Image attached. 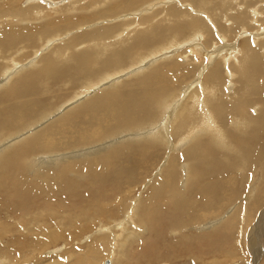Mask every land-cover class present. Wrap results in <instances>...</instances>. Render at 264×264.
<instances>
[{"label":"rangeland","instance_id":"rangeland-1","mask_svg":"<svg viewBox=\"0 0 264 264\" xmlns=\"http://www.w3.org/2000/svg\"><path fill=\"white\" fill-rule=\"evenodd\" d=\"M45 1L48 2L49 6L57 4L52 7L56 9L50 10L48 6V8L43 6L44 8L41 10H43L44 15L38 18V16L32 15L34 8L39 6V0H17L14 3L8 0H0V39L1 34L9 31L5 30L8 25L21 24L22 30L16 32L24 36L28 35L31 27L41 30L42 26L50 21L59 23L56 28H63V30L55 28L49 33L46 32L48 36L44 38L41 34L39 37H32L30 41L25 40L27 46L24 45L23 40H20L15 45L17 48L12 51V47L8 50V53H3L1 56L3 59L16 57L21 59L20 65L27 64L23 68L24 70L22 69L23 73L21 72L20 78L29 79V82H24V85L14 94L21 98L31 94V90L28 89L34 76L31 70L37 71L41 67L42 61L44 63L51 62L54 69L60 70L63 75L70 74L68 78L61 77L57 79L56 77L46 81L45 92L38 93L35 96L33 102L38 104L40 109L34 112V118L28 120L32 125L28 126L25 123L22 126L21 129H24L25 132H23L26 133V137L28 132L41 131L46 124L49 126L57 122L60 119L58 116H65L67 113L72 114L79 109L81 111L84 108L92 107L94 101L101 100L99 99V93L106 92L105 90L121 94H128L133 91L132 94L136 95L129 102L128 108L117 115L118 120H123L122 126L119 129H108V131L103 132L100 136L103 143H100L101 140L97 137L90 145L101 147L104 142H111L109 145L107 144V149L104 151L95 148L98 158L96 154H92L93 156L89 154L88 156L91 158L89 160L73 159L74 161H72L67 158L66 162L62 160L60 167L54 169L55 171L52 169L44 170V173L49 174L63 173L62 169L70 163V165L85 163L88 167L90 163L101 161L102 156L100 154L106 157L107 154L105 153H108L110 155L107 156L110 157L111 161L109 163L112 164L110 168H113L114 171L111 170L110 173L107 170L108 175H104L101 174L102 169L98 170L99 168L93 166L97 163L92 165L95 168L94 171L103 177L104 186L98 178H95L96 175H93L90 169H87L86 172L82 171L84 168L76 173L74 171L71 173L70 170L66 172L67 174L65 173L67 182L71 184L74 181L72 185L75 186V191H64L63 193L61 191L53 192L49 186L45 185L46 182L34 180L33 178L36 175L34 168L31 170L25 169V178L32 179V185L42 184L43 190L40 192V197L38 195L27 197L24 201L18 200L17 193L11 190V186L0 183V234H2L0 264H46L47 262V264H57L56 259L59 257H64L63 262L60 264H264V151L259 156L256 164L250 163L249 166H246L238 158L237 153L225 155L223 151L214 148L210 144V140L216 137L212 135H209V137L202 134L200 137L199 135L198 137L189 135V138L184 139L192 128V132H195L196 128L203 123L205 116L208 115L207 111L200 112L197 110L198 107H195L196 110L193 109V112L197 111L195 119L193 118L194 121H188L180 131L177 128V123L175 121L173 123L174 114L179 109L175 108L174 105L183 99L187 90L185 88L201 78L207 82V86L211 90L216 88L217 84L221 94L220 96L217 93L212 94L215 101L214 107L220 106L226 111L232 110L228 112L227 121L224 125L219 121L217 123V120H215L217 137L218 131L222 132L221 126L226 133L225 137L229 149L243 152L244 156H248V163L251 155L257 157L255 153L260 151V145L255 148L254 153L252 152L253 147L257 144L256 140L262 139L264 141V133L261 131L258 133V130H261L259 125L251 123V128L249 127V130L246 131L234 129L232 124L240 119L242 115L238 110L240 102L243 104L245 102L244 105L248 114L255 115L263 110L264 0H128L130 5L137 4V6L127 10L117 6L119 1L125 0H43L46 4ZM22 10H27L26 15L32 18L19 20V14H22ZM194 26H196V31L193 29ZM253 34L258 35L254 37ZM144 36V43L139 44ZM190 41L194 43V47H198L205 52L212 51L217 46L225 47L220 53V58H215L213 52L209 51L208 61V58L201 59L200 54L196 53V57H194L189 52L191 51ZM5 42L3 40V43ZM176 42L179 46L176 45L168 51L165 50L167 46L169 48L170 43L173 45ZM163 45L165 48L159 50L154 56L151 55L155 48L163 47ZM229 45L231 47L236 46L237 49L229 50ZM24 46L25 51L21 49ZM238 50H241V52ZM229 52L236 53L235 55H238V58L232 59L230 57V59H226L230 54ZM83 54L93 55L90 63L78 60V57ZM43 57L47 59L43 60ZM242 57L258 61V63H245L248 66H253H249L252 74L247 78L248 84L244 87L242 83L245 82V79L238 77L237 73L234 72V68H232L238 65L235 63ZM208 62L210 65L205 72L204 67ZM4 63H7V60L1 61L0 65L6 66ZM165 63L172 65L177 63L179 72L174 79L177 82L175 85L169 83L166 91L162 90L160 94L155 95V98L156 96L159 98L158 105L159 102L163 103L167 99L168 102L164 103L167 107L163 110V107L157 109L158 105L155 100L151 102L145 98V102L142 98L147 95L146 92L151 87L153 90V85L159 80V75H154V70L164 69L163 64ZM76 67H78L76 73L70 71V69ZM5 69L7 70L6 67L3 70L0 69L3 71V73H0V82L5 81L3 77ZM80 72L85 73L80 74ZM171 73L166 72L167 77L174 75V73ZM207 73L209 74L203 78L202 75ZM211 73L217 76L213 77V75H210ZM229 73H234V77H229ZM89 74L95 76L90 77ZM163 74H165V71ZM38 75L41 76V74ZM107 75H110V77L107 78ZM153 76L154 78H151ZM212 77L215 78L216 84ZM102 78L104 79L103 82H99L98 80ZM17 79L18 77L13 78L12 82ZM218 80L220 84H218ZM230 81H233L235 86L229 92L226 89L230 86ZM85 88H88V90ZM246 90L247 94H244ZM140 93H144V95ZM91 95L93 96L90 98ZM87 98L90 100H86ZM92 99L95 100L91 101ZM12 100L13 98L8 93L6 94L5 91L0 90V101L2 103ZM167 103H170V107ZM145 104L148 106L145 107ZM12 105H8L7 109ZM1 109L2 113L6 110L4 106ZM171 113L173 114L169 116ZM160 118L162 119L160 120ZM43 119L44 121H42ZM164 119H167L168 123H164ZM152 128L158 130L160 128L161 132H165L170 137L168 146L162 145V142L158 139H155L156 141L151 139L152 143L150 142L148 147L154 150L147 153L142 151L145 148L146 139H143L139 144L133 143L131 145L133 138H128V135L140 137L147 131L152 132ZM174 132L177 133L176 140ZM178 132L181 133L178 134ZM20 134L21 132L13 135L12 138L18 136L21 138L23 135L20 136ZM118 137L126 142H118ZM8 139L10 138L3 137L0 142H5ZM182 141H184V146L181 147L182 150L176 151L180 149L178 143ZM86 144V142H80L81 146H77L78 148L75 149L76 146L71 147L68 151H58V154L67 157L64 155L65 153L69 154L83 148L86 149L83 146ZM88 146H86L87 149ZM203 146H205L206 153L211 154V166H215L225 175L230 173L237 179L236 186L225 185L227 189L232 190V194L221 192L220 196L217 197L219 202L215 201V205L207 206V208L201 206V201H199V207L192 206V202L197 199L193 195L196 185L201 184L203 180L208 178L206 172H202L201 166L198 165L201 158V147ZM118 150L122 152L119 153ZM59 152H62V154ZM188 153H192L193 156H187ZM112 154L116 155L113 156ZM183 154H185V157L180 158V161H173L174 156L180 157ZM40 155L38 154L36 157ZM45 155L47 156L49 153ZM139 158L143 160H139ZM118 161L127 168V175L135 174L137 176V184L134 186L135 188L133 187L132 194L128 195L130 201L126 200L127 194L125 192L116 193L115 190L111 191L109 188L113 184L122 183L123 174L114 166L115 163L118 164ZM13 164L14 167L18 165L17 162ZM190 167L194 169V172L192 173L193 178L188 180V178H184L187 173L179 174L178 168ZM173 170L176 172L177 177L176 179L175 177L172 178L171 181L175 185L170 191L162 188L160 195L152 201V209L149 210L146 205L148 204L147 196L150 189L161 181L168 180ZM212 172L214 176H219L218 170H212ZM86 177L90 178V181ZM87 185L89 187L94 185V188H89ZM79 187L80 190L77 189ZM177 191L178 195L182 196L181 204L184 207V210L178 215L171 212L174 209L171 201L176 200ZM81 194H84V196ZM185 201L187 204L183 205ZM200 207H202V210ZM100 211L104 212L99 214ZM236 212L239 213V218L235 222L233 218L236 216ZM181 219L182 221H180ZM181 223H185L186 228L181 226L182 229H180L179 224ZM85 226L93 229L86 231ZM50 228L61 233L79 228L83 232V238L78 237V239L66 244L65 237L63 236L58 240L60 238L58 236L55 244L44 249L45 255L38 259H34L32 255L23 258L21 251H24L23 244L25 242L17 238L31 239L32 236V238L37 239V234L44 230L48 231ZM104 234L107 235L103 236ZM110 236L115 237V240H112V237L109 239ZM100 237L107 239L106 244L100 246V253L87 254L84 249L94 244ZM9 239H11L10 244H8Z\"/></svg>","mask_w":264,"mask_h":264},{"label":"bare ground","instance_id":"bare-ground-1","mask_svg":"<svg viewBox=\"0 0 264 264\" xmlns=\"http://www.w3.org/2000/svg\"><path fill=\"white\" fill-rule=\"evenodd\" d=\"M11 1V3L16 2L17 0H8ZM39 6L38 8L35 7L33 10V15L32 16H38V18H40L42 15H44L43 10H41L42 8H44L43 6H45V8H48L50 10H55L56 8H52L57 4H54L53 6H49L48 2H46V4L43 2V0H39ZM75 3V2H74ZM42 4V5H40ZM48 6V7H47ZM117 6H120L121 8L124 9H133L134 7L137 6V4L134 5H130L128 0L122 1L117 4ZM110 10V9H109ZM146 10V9H145ZM227 12V11H226ZM27 14V10H22V14H19V20H29L32 17ZM257 15V14H256ZM255 15V16H256ZM14 17L16 18V16L14 15ZM227 17V16H226ZM46 18V16H45ZM119 18V17H118ZM45 21H47L45 19ZM50 21V20H49ZM238 21V20H237ZM227 22V21H226ZM59 25V23H53V22H49L46 25L42 26L41 30H37L34 27H31L29 29V33L27 36H24L16 31H20L22 30V25L21 24H14V25H8L7 29L5 30H9L7 32H4L3 34H1V39H0V60L1 61H6L7 63L6 66H3L2 64L0 65V69L3 70L5 67L7 68V70L5 69L3 77L5 78V81L0 82V90L2 89L3 91H5V93L9 94L13 100L12 101H6L5 103H2L0 101V109L2 106H4L6 108V110L2 113V109L0 110V139H2L3 137L5 138H10L7 141H3L2 143L0 142V183H3L5 186H11V190H13V192L17 193V197L18 200L20 199L21 201H24L27 197H34L36 195H38L39 197L40 192L43 190V185L42 184H34L32 185V179H26L24 176V173H26L25 169L31 170L32 168H34L36 171V175L33 178L34 180H38V181H42L43 183L46 182V186H49L50 189L54 191H61V193H63L64 191H69V192H73L75 191V186L72 185L69 182H67L68 180L65 178V173L67 171L70 170V172L72 173V171L79 172L80 169L84 168L82 171H85L87 169H90L93 172V175H96L95 178H98L99 181L103 184L104 186V181H103V177L100 176L99 174H97L94 169L95 168H99L98 170H101L102 173L104 175H108L107 172L109 171H114V169L110 168V165H112L111 163H109L110 161V157H108L107 155H110L108 153L106 157L102 156L101 161L98 162H93L90 163L87 167V165L84 164H76V165H70L68 164L66 167H64L62 169L63 173H53V174H49V173H44V170H53L56 168H59L62 160L63 162L67 159L70 158V160L74 161L73 159H81V160H89L91 158H89V154H96L95 152V148L100 149V151H104L106 150V146L107 144L109 145V143L111 142H107L104 144H102L101 147H92L90 146L92 144V142H94L97 137L102 136V133L105 131H108V129H119L122 126L123 120L121 119L118 120L117 115L123 110L125 111L128 108L129 102L134 98V95L136 94H132L128 93V94H121L118 92H109L108 90H105L106 92L103 93H99L100 97L99 99H101L100 101H94L95 99H92L91 101L93 102V106L90 108H84L81 111H77L75 113L69 114L67 113L65 116H58L57 122L53 123L52 125H45L43 126V128L41 129V131H32V133L28 132V135L26 137V133L24 134V129H21L22 126L26 123L28 126L32 125V123L28 122V120H30L35 114V111H38L39 105L34 103V98L35 96L38 95V93H44L46 90V81H49L50 79H55L57 77V79L62 78H68V76L70 75H66V74H61L60 70H55L53 67V64L50 62H45L42 61V65L41 67L37 70L34 71L33 69L31 70L32 73H34L33 79L31 82V85L29 86L28 89L31 90V94L28 96H24L23 98L14 95L18 89H20L21 86L24 85V82H29V79L25 80V79H21L20 76L23 73L22 71L24 70L23 68L26 67V65H20V61L21 59H17L16 57L14 58H8V59H3L2 54L3 53H8V50L12 47V51L17 48L15 45L16 43H18L20 40H23L24 45H26L25 40L30 41V39L32 37H36V36H40L41 34H43V38L48 36L47 33H49L50 31H52L53 29H55L57 26ZM67 25V24H66ZM261 25V24H260ZM255 27V26H254ZM196 26L193 27V29L195 30ZM222 28V27H221ZM258 28V27H257ZM59 30H63V28H56ZM220 29V28H219ZM223 30V28H222ZM196 31V30H195ZM224 31V30H223ZM221 31V32H223ZM262 31V30H261ZM47 32V33H46ZM224 33V32H223ZM218 34V33H217ZM260 34V33H259ZM254 35V34H253ZM258 35V34H256ZM254 35V37L256 36ZM121 36V35H120ZM146 36V35H145ZM145 36L141 39V41L139 42V44H143V40H145ZM249 36V35H248ZM251 36V35H250ZM54 37V34H53ZM258 37V36H257ZM263 37V36H262ZM54 39V38H53ZM3 40H5L6 42L3 43ZM258 40V39H257ZM175 41V40H174ZM183 41V40H182ZM185 41V40H184ZM183 41V42H184ZM160 43V42H159ZM169 43V42H168ZM177 43V42H176ZM171 44L169 48H165V46L163 45V47H157L154 49V51L152 52V56H154L159 50H161L162 48H165V50L168 51V49L170 48H174L176 45L179 46V44ZM189 47H191V51H189L192 55H194V57H196V53L200 54L201 59L203 58H208V53L209 51L205 52L202 49H199L198 47H194V43L193 42H189ZM185 44V43H184ZM237 44V43H236ZM235 44V45H236ZM160 45V44H159ZM232 45V44H231ZM25 46L23 48H21L22 50L24 49L25 51ZM182 46V44L180 45V47ZM238 46V44H237ZM251 46V45H250ZM258 46V45H257ZM225 46H217L215 47L211 52H213V55H215V58L219 57L220 58V53L222 52V50H224ZM260 47V46H259ZM258 47V48H259ZM262 47V46H261ZM229 50H236L237 47L236 46H230L229 45ZM21 50V51H22ZM207 50V49H206ZM5 51V52H3ZM201 51V52H200ZM239 52H241V50H238ZM254 54V50L252 51ZM257 52V51H256ZM12 53V52H11ZM20 53V52H19ZM165 53V52H164ZM228 54V58L226 59H230V57L232 59H237L238 55H235L236 53H231ZM11 55V54H9ZM21 55V53H20ZM150 55V56H151ZM17 56V55H16ZM160 56V55H159ZM165 56V55H164ZM259 56V55H257ZM93 55L92 54H83L81 56L78 57V60L81 62H85V63H90L92 60ZM166 57V56H165ZM224 57V55L222 56V58ZM140 58V57H139ZM250 58V57H249ZM47 58L43 57V60H45ZM153 59V58H152ZM185 60V58H183ZM182 59V60H183ZM225 59V60H226ZM33 60V59H32ZM31 60V62H33ZM141 60V59H140ZM161 60V59H159ZM205 60V59H204ZM203 60V61H204ZM0 61V63H1ZM49 61V60H48ZM137 61V59H136ZM150 61V60H149ZM153 61V60H152ZM180 61V60H179ZM209 61V58H208ZM135 62V61H134ZM182 62V61H181ZM201 62V61H200ZM258 63V61L256 60H251V59H247L246 57H242L241 59H238L237 62L235 64H238L237 66H233L232 68H234V72L237 73L238 77L245 79V82L242 83V86L244 87L246 84H248V79L249 76L252 74L251 73V68L249 66H253V65H247L245 63ZM30 63V62H29ZM163 63V62H162ZM178 63V62H177ZM177 63L172 64H163L164 69L158 71V70H154V75H159V80L158 82L153 85L154 88L152 90V87L149 89L146 96H143L144 98H142L143 100L146 98V100L151 101L155 100V102H157L158 105V95L163 91H166V87L168 86V84L170 83V85H175L177 82L174 80L176 77V74L179 72V65ZM32 64V63H31ZM137 64V63H136ZM180 64V63H179ZM261 64V63H260ZM11 65V67L9 68V66ZM37 65V64H36ZM39 65V66H40ZM205 65V64H204ZM210 63L208 62L205 67L204 70L206 72V69L209 67ZM139 67V66H138ZM182 68V67H181ZM23 69V70H22ZM0 70V73H3V71ZM14 72H13V71ZM29 70V71H30ZM70 71H72L73 73H76L78 71V67L76 68H72L70 69ZM134 71V70H133ZM136 71V70H135ZM158 71V72H157ZM165 71V74H163ZM22 72V73H21ZM71 72V73H72ZM132 72V71H131ZM166 72H172L174 73L173 76H169L167 77ZM204 72V73H205ZM81 73H85V72H80ZM171 73V74H172ZM203 73V72H202ZM216 73V72H215ZM38 74H41V76H39ZM130 74V73H129ZM209 73H207L206 75H202L203 78L205 76H207ZM10 75V77H9ZM87 75V74H86ZM90 75V74H89ZM211 76L213 75V77L217 76L214 75V73L210 74ZM88 76V75H87ZM93 75H90V77ZM95 76V75H94ZM93 76V77H94ZM108 76V75H107ZM228 76V75H226ZM17 80L13 81V78H17ZM110 75L107 77L109 78ZM212 77V78H213ZM229 77L233 78L234 77V73L231 74L229 73ZM106 78V77H105ZM106 78V79H107ZM151 78H154L151 77ZM171 78V80H170ZM257 78V77H256ZM71 79V78H70ZM114 79V78H113ZM258 79V78H257ZM103 78L99 79V82H103ZM117 80V79H116ZM149 80V79H148ZM97 81V82H98ZM202 81V82H201ZM214 83L216 84L215 78H213ZM96 82V83H97ZM98 82V83H99ZM218 84H220V81L218 80ZM91 85V84H90ZM89 85V86H90ZM151 85V86H152ZM229 87H227L226 91L228 90L230 92V89L235 86L233 81H230L229 83ZM88 86V87H89ZM213 86V85H212ZM218 85L216 84V88H213L212 90L210 89L209 86H207V82L204 81L202 78L199 81L194 82L192 85L188 86L187 88H185V94L183 99L179 100L178 103H175L174 107L175 108H179L176 113L174 114V119H173V123L175 121V123H177V128L180 131L186 124L188 121H194L193 118L195 119V114L197 115V111L193 112L195 109V107L197 110H199L200 112L203 111H207V114L204 118V121L202 124L199 125L198 128H196L195 132H192L193 128L191 129V132L189 134L188 132V137L185 136L184 139L189 138V135L194 137L195 135L198 137L201 136V134L205 137H209V135H212L216 138H213L210 140V144L214 147L217 148L218 150H221L224 152L225 155H230V154H236L238 155V158L240 160H242V162L244 163V165L249 166L250 163L251 164H256L259 156L261 154H263L264 151V141L262 139H257V144L256 146L253 147L252 152L254 153L255 148L257 146H259L261 149L259 152H256V155H251L250 156V162L248 163V156H244L243 152H239V151H233L231 149H229V145L226 141V133L223 130V128L220 126L222 132L218 131V137H217V133H216V121L217 123L219 121V123L221 124H225L227 121V115L228 112L231 111H226L223 107L218 106L217 108L214 107V97H213V93H217L218 96H220L221 91L219 90V88L217 87ZM257 87V86H256ZM190 88V89H189ZM88 90V88H85ZM174 89V87H173ZM142 90V89H141ZM42 91V92H41ZM83 91V90H82ZM139 91V90H138ZM145 91V90H144ZM174 91V90H173ZM215 91V92H214ZM81 92V91H80ZM177 92V91H176ZM202 92V93H201ZM90 93V92H89ZM135 93V92H134ZM138 93V92H137ZM142 94V93H140ZM244 94H247V90L244 92ZM89 95V94H87ZM144 95V93L142 94ZM182 95V94H181ZM229 95V94H228ZM93 95L90 96V98ZM179 96V95H178ZM183 96V95H182ZM230 96V95H229ZM137 97V96H136ZM155 98V99H154ZM161 98V97H160ZM166 98V97H165ZM176 98V97H175ZM89 98H87L86 100H88ZM169 99V98H168ZM263 99V97H262ZM90 100V99H89ZM164 101V99H162ZM160 100V101H162ZM170 100V99H169ZM221 100V99H220ZM145 101V100H144ZM167 101V99H166ZM165 101V102H166ZM223 101V100H222ZM231 101H232V96H231ZM262 104H263V110H261L258 114L255 115H251L248 114L246 112V107H245V102L243 103H239V107L238 110L239 112L242 114L240 119H238L233 125L234 129H243V130H249V127L251 128V123H256L259 125L261 130H258V133L261 131L264 133V100H262ZM146 102V101H145ZM165 102L161 103L159 102L158 108L157 109H161V107H163V110L166 109V104H164ZM168 102V101H167ZM88 103V102H87ZM86 103V104H87ZM143 103V102H142ZM149 103V102H148ZM161 103V104H160ZM225 103V102H224ZM13 104L12 106H10L8 109V105ZM144 104V103H143ZM168 104V103H167ZM170 104V103H169ZM168 104V105H169ZM82 105V104H81ZM155 105V104H153ZM172 105V104H171ZM89 106V105H88ZM148 106L145 104V107ZM153 107V106H152ZM170 107V105H169ZM173 107V106H172ZM173 107V108H174ZM143 108V107H142ZM216 108V109H215ZM170 109V108H169ZM172 109V108H171ZM195 109V110H196ZM257 109V108H256ZM142 110V109H141ZM140 110V112H141ZM175 110V109H174ZM169 112V110H167ZM68 112V111H66ZM147 112V111H145ZM238 112V113H239ZM170 113V112H169ZM239 113V114H240ZM145 114V113H144ZM160 114V113H159ZM164 114V113H163ZM168 114V113H167ZM173 113L169 114L172 115ZM216 114V117H215ZM55 115V114H54ZM61 115V114H60ZM162 115V114H161ZM204 115V113H203ZM54 117V116H53ZM173 117V116H172ZM231 117V116H229ZM34 118V117H33ZM46 118V117H45ZM50 118V117H49ZM57 118V117H56ZM168 118V117H167ZM162 118H160L161 120ZM47 120V119H46ZM157 120V119H156ZM159 120V119H158ZM172 120V119H171ZM44 121V119L42 120ZM51 121V120H50ZM155 121V120H154ZM29 124H28V123ZM36 122V121H35ZM83 122H85V124H83ZM163 122L168 123L167 119H164ZM228 122H229V118H228ZM34 123V122H33ZM41 123V122H40ZM39 123V124H40ZM48 123V122H47ZM149 124V122H147ZM172 123V122H171ZM143 125V124H142ZM42 126V125H41ZM148 126V125H147ZM150 126H152L150 124ZM149 126V127H150ZM173 126V125H172ZM37 127V125H36ZM105 127V128H103ZM146 127V126H144ZM157 127V126H156ZM39 128V127H38ZM151 128V127H150ZM171 128V127H170ZM21 129V130H20ZM32 129V128H31ZM30 129V130H31ZM105 129V130H104ZM176 129V127H175ZM189 129V128H188ZM256 129V128H255ZM130 130V129H129ZM171 130V129H170ZM190 130V129H189ZM24 131V132H23ZM172 131V130H171ZM20 134L23 135L21 138L18 137H13V135L15 134ZM146 132V131H145ZM251 132V131H250ZM117 133V132H116ZM143 133V132H142ZM181 132H178V134ZM30 134V135H29ZM119 134V133H118ZM169 134V133H168ZM173 134V133H172ZM175 140L176 138V134L175 133ZM128 135V134H127ZM25 136V137H24ZM124 136V135H123ZM171 136V135H169ZM179 136V135H178ZM181 136V134H180ZM115 137V136H114ZM127 137V136H126ZM125 137V138H126ZM254 137V135H253ZM119 138V137H118ZM128 138H133L132 139V143H137L139 144L140 142L143 141V139H146V145L145 148L142 150L143 152H150L153 151L154 149L149 146V143L152 140H160L162 142V145H167L170 142V137H168L165 132H161L160 128L159 130L157 128H152V132H146L143 133L142 136H137V135H128ZM241 138V137H240ZM98 139V140H99ZM182 139V138H181ZM101 140V139H100ZM99 140V141H100ZM103 140V139H102ZM102 140L100 141V143H103ZM108 140V139H107ZM106 140V141H107ZM117 141V139H115ZM155 140V141H156ZM105 141V140H104ZM126 142L125 140H123L122 138H119L118 142ZM130 141V140H129ZM186 141V140H184ZM184 141H182L181 143L179 142L178 145L180 146V149L178 150H182L181 147L184 146ZM255 141V142H256ZM80 142H86L85 146L86 149H81L78 150L77 152H70L69 154H65L67 157L65 156H61L58 154V151H62V150H69V148L71 147H75L78 148L77 146H81ZM96 143V142H95ZM115 143V142H114ZM154 143V142H153ZM263 143V145H262ZM117 144V143H116ZM124 144V143H123ZM87 145L88 149H87ZM112 145V144H110ZM118 145V144H117ZM120 145V143H119ZM130 145V144H129ZM130 145V146H131ZM142 145V144H141ZM161 145V146H162ZM98 146V145H97ZM100 146V145H99ZM116 146V145H115ZM168 146V145H167ZM241 146V144H240ZM113 147V146H112ZM123 147V146H122ZM127 147V145H126ZM172 147V146H170ZM81 148V147H80ZM109 148V147H108ZM119 149V148H118ZM114 150V149H111ZM66 151V152H67ZM99 151V150H98ZM110 151V150H109ZM115 151H117L115 149ZM134 151V150H133ZM168 151V150H166ZM175 151V152H176ZM119 152V150H118ZM122 152V151H121ZM119 152V153H121ZM135 152V151H134ZM49 155H45L48 154ZM60 154H62V152H59ZM103 153V152H102ZM115 153V152H113ZM133 153V152H131ZM41 154L40 156L36 157V155ZM123 154V153H122ZM168 154V153H167ZM35 155V157H34ZM113 155V154H112ZM116 155V154H115ZM113 155V156H115ZM119 155V154H118ZM117 155V156H118ZM127 155V154H126ZM136 155V154H135ZM93 156V155H92ZM128 156V155H127ZM187 156L192 157L193 154L192 153H188ZM97 157V154H96ZM99 157V156H98ZM97 157V158H98ZM120 157V156H119ZM134 157V156H133ZM185 154L179 156H174L173 161L177 160L180 161V158H184ZM95 158V157H94ZM118 158V157H117ZM127 158V157H125ZM119 159V158H118ZM135 160V158H133ZM142 158H139V160ZM211 154L210 153H206V149L205 146L201 147V158L199 159L198 165L201 166L202 172H206L208 178L206 180H203L201 182V184L196 185L195 190H194V196L197 198L192 202V206L193 207H199L200 203L199 201H201V206H212L213 204L215 205V201L219 202L217 200V197L220 196V193H225V194H232V190L227 189L225 185H230L232 187L237 185V179L236 177H234V175H231L230 173H228L227 175L223 174L220 172L219 169H216L215 166H211ZM114 160V159H113ZM116 160V159H115ZM123 160V159H122ZM143 160V159H142ZM71 161V162H72ZM80 161V160H79ZM91 161V160H90ZM132 161V160H130ZM17 162L18 165L16 167H14L13 163ZM66 162V161H65ZM70 162V161H69ZM83 162V161H82ZM111 162V161H110ZM121 162V161H120ZM124 162V161H123ZM144 162H150V161H144ZM177 162H172V163H177ZM97 163V164H96ZM127 163V162H126ZM129 163V162H128ZM131 163V162H130ZM96 164V165H93ZM249 164V165H248ZM64 165V164H63ZM95 167H93V166ZM123 174L122 176V183L120 184H113L111 186H109L110 190H115L116 193L119 192H125L127 194V199L128 200V195L132 194L133 192V187L137 184L136 180H137V176L134 175H127V168L125 167L124 164H120L118 161V164L115 163V165ZM161 166V165H160ZM163 166V165H162ZM165 166V165H164ZM227 166H229L227 164ZM62 167V166H61ZM87 167V168H86ZM134 167V166H133ZM137 169V168H136ZM59 170V169H58ZM108 170V171H107ZM212 170H218L219 172V176H214V173L212 172ZM241 171V169H239ZM57 171V170H56ZM104 171V172H103ZM119 171V172H120ZM148 171V170H147ZM179 174H186L184 176V178H188L192 179V173L194 172V169L192 167L190 168H178ZM245 171V170H244ZM34 172V173H35ZM59 172V171H57ZM99 172V171H97ZM117 172V173H119ZM33 173V174H34ZM74 173V174H75ZM111 173V172H110ZM109 173V174H110ZM115 173V172H114ZM172 174L169 175L168 180H163L160 183H158L156 186H153L150 191L149 194L147 196V200H148V204L146 205V208L149 207V210L152 209V205H153V200L155 198H157L160 193L162 192V188L164 189H168L169 191L172 190V187L175 185L171 179L175 177L176 179V172L173 170L171 171ZM67 174V173H66ZM89 174H91L89 172ZM120 174V173H119ZM240 174V173H239ZM238 174V175H239ZM242 174V173H241ZM81 175V174H80ZM75 176V175H74ZM113 176V175H112ZM120 176V175H119ZM158 176V175H157ZM68 177H69V173H68ZM76 177V176H75ZM111 177V176H108ZM87 178V177H86ZM118 178V177H117ZM71 179V178H70ZM88 180L90 178H87ZM110 179V178H109ZM152 179V178H151ZM76 180V179H75ZM85 180V179H84ZM92 180V178H91ZM94 180V178H93ZM96 180V179H95ZM108 180V178H107ZM154 180V179H153ZM82 181V180H81ZM90 181V180H89ZM86 182V181H85ZM96 182V181H95ZM88 183V182H87ZM98 183V182H97ZM173 183V184H172ZM181 183V182H180ZM78 184H79V180H78ZM84 184V182H83ZM82 184V185H83ZM90 185V183H88ZM150 184V183H149ZM183 184V182H182ZM181 184V185H182ZM185 184V182H184ZM198 184V183H197ZM89 185H87L89 187ZM100 185V184H97ZM96 185V186H97ZM194 185V184H193ZM239 185V184H238ZM81 186V185H80ZM86 186V187H87ZM94 186V185H93ZM90 186V187H93ZM82 187V186H81ZM84 187V185H83ZM85 187V188H86ZM89 187V188H90ZM238 187V186H237ZM94 188V187H93ZM98 188V187H96ZM135 188V187H134ZM77 189H81L80 187ZM178 189V188H177ZM182 189V188H181ZM184 189V188H183ZM94 190V189H93ZM252 190V189H251ZM50 191V190H49ZM78 191V190H76ZM85 191V190H84ZM89 191V190H88ZM179 191V190H178ZM178 191L176 193V200L171 201L172 203V207L174 208L173 211H171L173 214H179L181 211L184 210V207L181 204V198L182 196L178 195ZM182 191V190H181ZM185 191V190H184ZM193 191V190H192ZM52 192V191H51ZM82 192V190H81ZM87 192V190H86ZM253 192V191H251ZM50 193V192H49ZM60 193V194H61ZM182 193V192H181ZM15 194V193H14ZM58 194V193H57ZM78 194V193H77ZM76 194V195H77ZM80 194V193H79ZM85 194V193H84ZM84 194H81L82 196H84ZM190 195H192L191 193H189ZM251 194V193H250ZM16 195V194H15ZM253 195V194H252ZM251 195V196H252ZM44 196V194H43ZM46 196V194H45ZM58 196V195H57ZM60 196V195H59ZM72 196V195H71ZM89 196V194H88ZM184 196V195H183ZM226 196V195H225ZM117 197V196H116ZM120 197V196H118ZM193 197V196H192ZM191 197V199H192ZM250 197V196H247ZM123 198H125L123 196ZM252 198V197H251ZM117 199V198H116ZM130 199V198H129ZM194 199V198H193ZM64 200V198H63ZM1 201V199H0ZM130 201V200H128ZM244 201V200H243ZM121 202V201H120ZM133 202V201H132ZM159 202V201H158ZM21 203V202H20ZM83 203V202H82ZM131 203V202H129ZM128 203V204H129ZM104 204V203H103ZM123 204V203H122ZM133 204V203H132ZM187 202H183V205H186ZM107 205V204H106ZM106 205L104 206L106 209ZM109 205V204H108ZM189 205V203H188ZM187 205V206H188ZM97 206V205H96ZM102 206V205H101ZM121 206V205H120ZM127 206V205H126ZM125 206V207H126ZM1 207V206H0ZM8 207V206H7ZM99 207V206H97ZM132 207V206H131ZM192 207V208H193ZM203 207V208H204ZM202 207H200L201 209ZM209 208V207H208ZM2 209V208H1ZM130 209V208H129ZM205 209V208H204ZM125 210V209H124ZM199 210V209H198ZM202 210V209H201ZM131 211V210H130ZM134 211V210H133ZM104 211H100L99 214H102ZM123 212V211H122ZM196 213V212H195ZM237 213V212H236ZM136 214V213H134ZM197 214V213H196ZM87 215V214H86ZM119 215V214H118ZM117 215V216H118ZM71 216V215H70ZM131 216V215H130ZM64 217V216H63ZM69 217V216H68ZM181 217V216H180ZM189 217V216H188ZM183 218V217H182ZM239 218V213L236 214V216L233 218V220L236 222V220L238 221ZM163 219V218H162ZM177 219V218H176ZM179 219V218H178ZM184 219V218H183ZM33 221V220H32ZM105 221V220H104ZM163 221V220H162ZM182 221V219L180 220ZM184 222V221H183ZM187 222V221H186ZM189 222V221H188ZM199 223V221H198ZM177 224V223H176ZM188 224V223H187ZM4 225V224H3ZM93 225V224H92ZM121 225V224H119ZM179 228H181V226L186 228V224L185 223H181L179 224ZM195 225V224H194ZM193 225V226H194ZM5 226V225H4ZM101 226V225H99ZM190 226V225H189ZM38 227V226H37ZM86 227V226H85ZM121 227V226H120ZM119 227V228H120ZM183 227V228H184ZM198 227V226H197ZM84 228V227H83ZM6 229V228H5ZM93 228L91 227H86V231H90ZM104 229V228H103ZM109 229V228H108ZM178 229V228H177ZM34 230V229H33ZM36 230H38L36 228ZM179 230V229H178ZM198 230V229H197ZM101 231V230H100ZM172 231V230H171ZM187 231V230H186ZM174 232V230H173ZM11 233V232H10ZM104 233V232H103ZM100 233V234H103ZM85 234V232H84ZM109 234V233H108ZM83 232L80 231V229H71L68 232H57V230H54L52 228H50V230L48 231H43L39 234H37V239L34 237L31 239H27L25 237H21L17 238L19 240H21L22 242H25V244H23L24 246V251H21V253L23 254V258L32 255L34 257V259H38L40 258L42 255H45L44 253V249L51 247L53 244L56 243L58 236L61 239L63 236L65 237L66 240V244L71 243L72 240L74 239H78V237H82ZM107 234H104L103 236H105ZM2 234H0V240H2ZM112 236H110L109 239H111ZM137 237V236H136ZM83 238V237H82ZM97 238V237H96ZM115 240V237H112V240ZM117 239V238H116ZM84 240V239H83ZM183 240V239H182ZM11 239H9L8 244H10ZM15 241V240H14ZM155 241V240H154ZM107 242L106 238H101L98 239L94 244H92L89 247H86L84 249L85 252H87V254L93 255V254H98L100 253V246L105 245ZM136 242V241H135ZM20 244V243H19ZM185 248V247H184ZM171 249V248H170ZM44 253V254H43ZM71 253V252H70ZM72 254V253H71ZM70 254V255H71ZM52 255V254H51ZM113 257V256H112ZM69 258V257H68ZM51 259V258H50ZM57 264H60L61 262H63L64 257H59L56 259ZM48 263V262H47ZM46 263V264H47ZM201 263V262H200Z\"/></svg>","mask_w":264,"mask_h":264},{"label":"water","instance_id":"water-1","mask_svg":"<svg viewBox=\"0 0 264 264\" xmlns=\"http://www.w3.org/2000/svg\"><path fill=\"white\" fill-rule=\"evenodd\" d=\"M106 263H108V262H106Z\"/></svg>","mask_w":264,"mask_h":264}]
</instances>
